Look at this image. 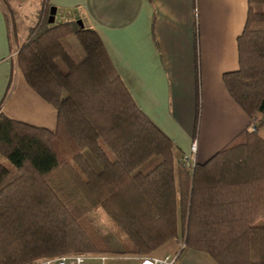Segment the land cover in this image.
<instances>
[{"label":"trees","instance_id":"16d2710c","mask_svg":"<svg viewBox=\"0 0 264 264\" xmlns=\"http://www.w3.org/2000/svg\"><path fill=\"white\" fill-rule=\"evenodd\" d=\"M48 16L41 6L16 60L55 108V130L0 108V264L150 254L179 228L184 248L219 264H264V0H248L238 68L223 74L231 98L259 123L192 166L138 108L97 32ZM97 210L118 249L91 222Z\"/></svg>","mask_w":264,"mask_h":264},{"label":"crops","instance_id":"0c3cea01","mask_svg":"<svg viewBox=\"0 0 264 264\" xmlns=\"http://www.w3.org/2000/svg\"><path fill=\"white\" fill-rule=\"evenodd\" d=\"M0 1V108L8 118L56 128L55 108L26 83L15 54L13 5L37 15L47 6L55 23L75 21L93 28L138 108L177 147L176 159L203 163L248 129L247 114L231 98L223 74L238 68L237 37L248 0H3ZM35 13V14H34ZM30 29V28H29ZM56 63L65 72L62 62ZM201 105V118L197 109ZM195 144V151H191ZM220 148V149H221ZM130 232L132 229H129ZM182 232L150 254L112 258L153 264H219L205 251L184 248ZM109 258V257H108ZM110 259V258H109ZM107 261V259H106ZM158 264V263H157Z\"/></svg>","mask_w":264,"mask_h":264},{"label":"rangeland","instance_id":"374dc122","mask_svg":"<svg viewBox=\"0 0 264 264\" xmlns=\"http://www.w3.org/2000/svg\"><path fill=\"white\" fill-rule=\"evenodd\" d=\"M2 6L5 8L3 0H0ZM13 9H14V21H12L11 25L13 27V29L17 32L18 34V42L22 41V39H24L28 33L29 28H31L33 26L34 20H35V15L31 14V9H26L24 7L21 6H16L13 5ZM35 14V13H34ZM53 18L52 15L49 13L48 16V20ZM53 22H55V20L53 19ZM17 56V53L15 54V58ZM62 64L61 61H59V64ZM60 64V66H62ZM199 123H198V130H199V125H200V118H201V105H200V109H199ZM250 125V122H249ZM248 125V128H249ZM195 144H192V146ZM192 146H191V151L194 152L192 150ZM221 148V147H220ZM219 148V149H220ZM219 149H217L216 151H213V154L215 152H217ZM89 218L91 220V222L94 224V226L97 228L98 231H100V233L109 241L110 245L112 246V248L114 250L119 248L118 242L116 241V239L114 238V236L112 235V233L109 231L107 224H108V219L107 216L105 215V213L102 210H97V211H93L89 214ZM126 233L133 237L134 234H132V232H130V230H126ZM137 243H139L140 241L138 239H136L135 237H133ZM116 252H112V254H115ZM94 254H98L101 255L99 253H94ZM104 257H106L107 261L105 264H141L143 262H139V261H135V260H123V259H119V258H112L115 255H103ZM110 259H109V258ZM154 261H152L153 263ZM160 264V263H158Z\"/></svg>","mask_w":264,"mask_h":264},{"label":"built area","instance_id":"2783aa9c","mask_svg":"<svg viewBox=\"0 0 264 264\" xmlns=\"http://www.w3.org/2000/svg\"><path fill=\"white\" fill-rule=\"evenodd\" d=\"M258 120H252L249 125V129H254L258 125ZM192 150H195V145L192 146ZM181 162L183 164L189 165L187 158H182ZM194 162L190 165L192 166ZM175 258V257H174ZM173 259H169L166 257L163 260L153 259V264H173ZM106 257L103 255H98L94 253H66L57 256H49L41 259H37L36 261L30 264H105Z\"/></svg>","mask_w":264,"mask_h":264},{"label":"water","instance_id":"95a60500","mask_svg":"<svg viewBox=\"0 0 264 264\" xmlns=\"http://www.w3.org/2000/svg\"><path fill=\"white\" fill-rule=\"evenodd\" d=\"M49 22H53V18L49 19Z\"/></svg>","mask_w":264,"mask_h":264}]
</instances>
